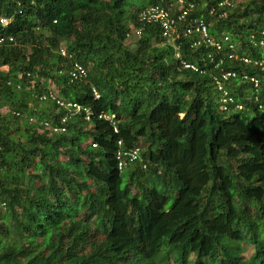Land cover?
<instances>
[{"label":"trees","instance_id":"trees-1","mask_svg":"<svg viewBox=\"0 0 264 264\" xmlns=\"http://www.w3.org/2000/svg\"><path fill=\"white\" fill-rule=\"evenodd\" d=\"M191 1L213 36L264 60V0H231L226 16L220 0ZM137 2L0 0V264H264V109L250 83L226 81L224 102L213 79L232 69L264 84V70L215 68L196 35L176 40L177 57ZM50 91L79 108L39 99ZM64 116L65 131L43 123ZM119 149L137 151L122 169Z\"/></svg>","mask_w":264,"mask_h":264},{"label":"built area","instance_id":"built-area-1","mask_svg":"<svg viewBox=\"0 0 264 264\" xmlns=\"http://www.w3.org/2000/svg\"><path fill=\"white\" fill-rule=\"evenodd\" d=\"M176 7H171L162 3H151L146 5L138 11V18L141 21L149 23H159L162 27L163 36L175 44V55L181 58L180 47L181 44L177 43L176 40L179 39L182 35H196L194 45L205 44L214 48V51L208 54V58L211 63L214 64L215 68L222 69V65L226 58H231L239 61H244L247 63H253L254 65L262 66L264 70V60L258 58H251L247 54H242L238 50L236 42L227 34L222 33L220 36L215 37L210 33L209 24L204 18L203 15L194 13L196 4L194 1L186 0H176ZM227 5H232L231 0H220L218 6L224 8L220 13V16H226ZM214 10L211 8L210 11ZM264 16V10H263ZM0 22L2 24H7L9 19L7 17L1 16ZM140 32V31H139ZM138 33V32H137ZM261 35L264 37V29L261 30ZM10 40H13V36H9ZM5 40L4 36H0V45ZM260 44H264V39H260ZM65 47L60 48L61 55H67L68 52L65 50ZM183 66L185 68H192L203 72L199 68L198 64L190 61L183 60ZM70 76L72 80H83L87 77L86 68L79 62H74L73 68L70 70ZM236 79L242 83H250L254 90L251 95V101L257 103L260 108L264 109V84L258 74H251L248 72H239L232 69H222L218 74L213 75L214 83L217 90L221 95V100L224 102H233L234 97L230 94V91L227 89L225 82L229 79ZM95 90V89H94ZM41 101H46L51 99L52 101L65 106L70 109H78L79 105L75 102L64 100L59 98L54 91L49 93L39 95ZM238 108H243V103H238L236 105ZM226 107V106H225ZM89 118V115H87ZM67 120V117L64 116L61 119V122L58 124H52L49 121L43 122L46 126H50L54 131H65L66 125L64 122ZM119 144L121 140L118 141ZM137 157V151L135 150H123L119 149L116 153L117 166L119 169H122L126 163L127 159L133 160ZM0 208H6V201L0 198Z\"/></svg>","mask_w":264,"mask_h":264},{"label":"rangeland","instance_id":"rangeland-1","mask_svg":"<svg viewBox=\"0 0 264 264\" xmlns=\"http://www.w3.org/2000/svg\"><path fill=\"white\" fill-rule=\"evenodd\" d=\"M170 1V8L171 7H176V5H175V1L176 0H169ZM234 1V4L236 5L238 2H240L241 0H233ZM150 3H152V1L151 0H139V2H137V3H135V5H133V10H135V9H137L138 7H140L141 5H148V4H150ZM226 32V34L227 35H229V34H231V33H229V32H227V31H225V30H222V32H219V33H225ZM138 33H137V31H135V29L133 30V31H131L130 32V34H129V36L127 37V42L130 44V46L131 47H133V48H135L137 45H136V39L138 38ZM49 87H51L52 89H58V87H56L57 85H56V83H55V81H51V82H49ZM213 91H214V93H215V95L217 96V94H218V92L215 90V89H213ZM251 96V91H248V97H250ZM42 103H46V102H42ZM47 104V103H46ZM1 111L6 115V116H8L9 118L11 117V113H12V111L10 110V108L9 107H7V106H4L3 108H1ZM32 121H36V118L34 117V116H32ZM253 246H252V244L251 243H244L243 244V256H245V257H248L249 258V256L252 254V252H253ZM169 264H175L174 263V261H173V259L170 261V263Z\"/></svg>","mask_w":264,"mask_h":264},{"label":"clouds","instance_id":"clouds-1","mask_svg":"<svg viewBox=\"0 0 264 264\" xmlns=\"http://www.w3.org/2000/svg\"><path fill=\"white\" fill-rule=\"evenodd\" d=\"M262 15H263V12H262ZM237 46H238V45H237ZM238 50H239V47H238ZM249 98H251V96H250Z\"/></svg>","mask_w":264,"mask_h":264}]
</instances>
